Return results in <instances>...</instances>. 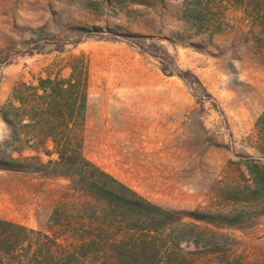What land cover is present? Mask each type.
<instances>
[{"label":"rangeland","instance_id":"374dc122","mask_svg":"<svg viewBox=\"0 0 264 264\" xmlns=\"http://www.w3.org/2000/svg\"><path fill=\"white\" fill-rule=\"evenodd\" d=\"M213 10L199 30L178 19L174 0L129 16L97 0H0V109L18 83L66 78L73 58H83L86 158L165 209L227 212L233 194L253 197L243 162L264 164L255 129L264 110V1ZM7 135L0 117V142ZM66 184L0 170V218L45 229ZM258 212L241 229L218 230L235 240L233 253L264 264Z\"/></svg>","mask_w":264,"mask_h":264},{"label":"trees","instance_id":"16d2710c","mask_svg":"<svg viewBox=\"0 0 264 264\" xmlns=\"http://www.w3.org/2000/svg\"><path fill=\"white\" fill-rule=\"evenodd\" d=\"M174 1L180 2L178 19L202 30L215 19V6L226 1L239 7L252 0ZM164 2L97 0L99 7L125 16L134 7L163 8ZM68 67L66 78L18 83L0 109L8 128L0 142V170L67 182L63 202L52 210L45 229L0 218V264H194L202 256L215 264H255L233 253L235 240L218 229H241L250 211L264 213V164L243 162L253 197L233 194L229 199L235 207L227 212L180 213L155 205L84 155L88 62L73 58ZM255 129L256 150L264 158V110Z\"/></svg>","mask_w":264,"mask_h":264}]
</instances>
